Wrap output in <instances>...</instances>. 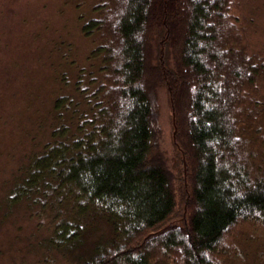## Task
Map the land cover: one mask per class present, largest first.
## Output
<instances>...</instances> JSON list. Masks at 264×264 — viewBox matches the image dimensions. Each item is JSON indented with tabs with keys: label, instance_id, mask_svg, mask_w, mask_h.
<instances>
[{
	"label": "trees",
	"instance_id": "obj_1",
	"mask_svg": "<svg viewBox=\"0 0 264 264\" xmlns=\"http://www.w3.org/2000/svg\"><path fill=\"white\" fill-rule=\"evenodd\" d=\"M232 1L99 0L78 22L102 61L72 80L68 44L49 47L61 65L38 114L48 138L0 193V226L10 222L34 264H224L230 228L264 222V53L249 49ZM164 85L191 187L181 225L159 229L177 203L159 143Z\"/></svg>",
	"mask_w": 264,
	"mask_h": 264
},
{
	"label": "rangeland",
	"instance_id": "obj_2",
	"mask_svg": "<svg viewBox=\"0 0 264 264\" xmlns=\"http://www.w3.org/2000/svg\"><path fill=\"white\" fill-rule=\"evenodd\" d=\"M97 2L99 0H0V193L2 181L10 178L27 153L39 148L48 138L47 123L43 122L41 129L37 126L38 114L51 106V100L58 93L55 76L61 65L56 57H48L49 47L54 48L59 42L63 43L61 47L65 51L69 47L68 58L72 62L63 65L69 77L80 66L91 64L90 68L95 69L101 63V58L91 60L89 57L101 43L99 37L83 35L78 22L83 13L92 15L90 8ZM231 6L237 26L247 29L249 49L263 54L264 0H233ZM156 38L157 34L152 41L151 65L160 58ZM156 98L160 148L175 176L177 198L176 210L159 228L162 229L171 224L181 225L185 213L182 194L191 186L183 170V153L175 141L174 109L165 85L158 88ZM14 229L9 221L0 226V264H34L37 259L34 251L17 250L26 242L16 237L19 235ZM97 233L100 231L93 232V237ZM19 234L23 236L24 229ZM219 252L225 254L224 264H264V222L239 220L224 236ZM164 264L177 263L165 260Z\"/></svg>",
	"mask_w": 264,
	"mask_h": 264
}]
</instances>
